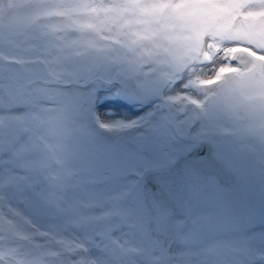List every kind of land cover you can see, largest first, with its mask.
<instances>
[{"label": "snow or ice", "instance_id": "obj_1", "mask_svg": "<svg viewBox=\"0 0 264 264\" xmlns=\"http://www.w3.org/2000/svg\"><path fill=\"white\" fill-rule=\"evenodd\" d=\"M0 264H264V0H0Z\"/></svg>", "mask_w": 264, "mask_h": 264}, {"label": "bare ground", "instance_id": "obj_2", "mask_svg": "<svg viewBox=\"0 0 264 264\" xmlns=\"http://www.w3.org/2000/svg\"><path fill=\"white\" fill-rule=\"evenodd\" d=\"M110 101L112 100H104L101 105H100V111L101 112H107V111H111V112H114V113H117V114H122V113H126L124 111H122V107L120 106H117L115 104H111ZM129 109H130V112L131 114H137V111L136 109H134L133 107H131L132 105H129L127 104L126 105Z\"/></svg>", "mask_w": 264, "mask_h": 264}, {"label": "rangeland", "instance_id": "obj_3", "mask_svg": "<svg viewBox=\"0 0 264 264\" xmlns=\"http://www.w3.org/2000/svg\"><path fill=\"white\" fill-rule=\"evenodd\" d=\"M110 103L111 104H115V105H117V106H120V107H122L121 109H122V111H124V112H126V113H129L130 112V107L128 108L126 105L127 104H125L123 101H118V100H112V101H110ZM131 107H133V106H131ZM134 108V107H133ZM134 109H136V108H134ZM137 110V109H136Z\"/></svg>", "mask_w": 264, "mask_h": 264}]
</instances>
